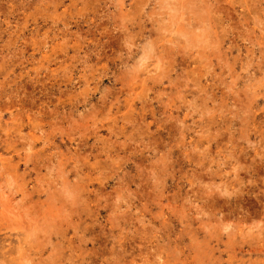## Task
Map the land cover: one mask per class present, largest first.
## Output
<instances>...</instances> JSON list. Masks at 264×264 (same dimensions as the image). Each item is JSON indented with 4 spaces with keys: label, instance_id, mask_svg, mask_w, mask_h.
<instances>
[{
    "label": "rangeland",
    "instance_id": "obj_1",
    "mask_svg": "<svg viewBox=\"0 0 264 264\" xmlns=\"http://www.w3.org/2000/svg\"><path fill=\"white\" fill-rule=\"evenodd\" d=\"M0 264H264V0H0Z\"/></svg>",
    "mask_w": 264,
    "mask_h": 264
},
{
    "label": "clouds",
    "instance_id": "obj_2",
    "mask_svg": "<svg viewBox=\"0 0 264 264\" xmlns=\"http://www.w3.org/2000/svg\"><path fill=\"white\" fill-rule=\"evenodd\" d=\"M141 63H143V60L141 61Z\"/></svg>",
    "mask_w": 264,
    "mask_h": 264
},
{
    "label": "bare ground",
    "instance_id": "obj_3",
    "mask_svg": "<svg viewBox=\"0 0 264 264\" xmlns=\"http://www.w3.org/2000/svg\"><path fill=\"white\" fill-rule=\"evenodd\" d=\"M44 237V236H43Z\"/></svg>",
    "mask_w": 264,
    "mask_h": 264
}]
</instances>
